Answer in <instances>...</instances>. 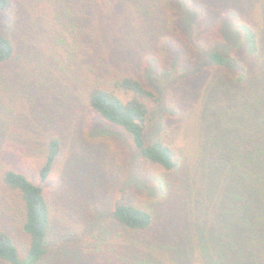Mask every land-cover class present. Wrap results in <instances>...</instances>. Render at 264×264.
<instances>
[{
	"label": "trees",
	"instance_id": "16d2710c",
	"mask_svg": "<svg viewBox=\"0 0 264 264\" xmlns=\"http://www.w3.org/2000/svg\"><path fill=\"white\" fill-rule=\"evenodd\" d=\"M58 1L65 2L68 16L71 7L70 18L80 27L74 36L75 53L63 36L66 61L58 63L55 53L49 60L45 55V65L34 68L33 77L26 76L17 61L26 59L32 66V58L43 54L38 38L30 35L21 46L11 38L7 24L0 26V83L8 89L26 87L36 78L35 92L39 88L47 92L57 113L67 107L85 109L89 120L123 130L138 156L162 169L160 197L167 194L173 200L180 219L202 218L203 213L208 223L231 219L238 253L228 252L222 244L218 264L264 258V0ZM16 2L0 0V11L10 10ZM31 47L41 54L35 55ZM169 53L184 68L181 53L196 59L192 76H199L197 82L209 78L206 92L213 90L229 102L216 129L204 106L199 114H191L200 97V82L193 89L175 91L183 95L178 104L173 90L161 93L150 84V69L140 63L153 66L158 54ZM7 96H0V264H39L47 251L52 210L43 187L18 171L15 163L37 148L32 145L37 134L33 127L44 132L52 118L33 108L37 101L29 98L31 119L20 126L12 122L14 101L7 102ZM21 131L31 137L24 140ZM43 141L41 181L49 176L61 148L58 135L49 133ZM238 171L242 177L236 181ZM110 219L133 234L153 223L151 211L130 203L115 205ZM10 220L25 238L21 249L8 231Z\"/></svg>",
	"mask_w": 264,
	"mask_h": 264
},
{
	"label": "rangeland",
	"instance_id": "374dc122",
	"mask_svg": "<svg viewBox=\"0 0 264 264\" xmlns=\"http://www.w3.org/2000/svg\"><path fill=\"white\" fill-rule=\"evenodd\" d=\"M16 1L10 10L0 11V26L7 24L11 28V38L21 46L30 35L34 36V40L38 38V49L43 51L42 55H37L41 54L37 47H31L38 57L31 55L41 58L40 63L35 58H32V66L27 64L26 59L17 61V67L20 64L26 76L33 77L34 68L45 65V55L46 60H49L52 58L49 55L55 53L53 57L58 63L66 61V48L61 44L63 36L66 42L72 43L70 49L75 53V37L80 27L76 19L70 18L73 15L71 7L68 16L63 1L23 0L20 4L19 0ZM201 42L205 43L204 40ZM201 49L204 50L202 46ZM189 50L196 52L191 45ZM181 54L182 62L187 65L185 68L184 64L175 63L173 53L167 56L158 54L153 66V63L143 61L140 67L147 66L150 69V84L159 88L161 93L167 88L173 90V100L177 104L183 95L178 96L179 93L175 94V91L185 87L193 89L200 82V97L195 101L191 114H199L204 106L208 109L207 117L212 128L216 129L219 116L229 102L213 90L208 94L209 78L197 82L199 76H192L196 59L192 61L187 53ZM36 80L33 78L29 86L18 85L16 88L10 85L9 89L5 87L7 84L1 82L0 96L9 93L7 102L14 101L12 122L20 123V126H26L22 121L31 119L29 98L37 101L33 108L45 117L52 118L47 122L48 125L44 123L46 128L43 130L46 133L41 132L36 125L33 127L37 134L32 145L37 148L34 152L28 151L15 163L18 171L43 187L52 210L47 251L39 264H218L222 244L228 252L238 253L235 249L237 238L233 240L232 237L234 225L231 219L228 222L216 219L208 223V215L204 213L202 218L180 219L181 214L173 200L167 194L160 197V181L165 176L162 169L143 161L130 146L123 130L105 121L89 120L85 109L67 107L64 112L57 113L47 92L44 93L42 88H39L38 93L35 92ZM151 130L147 137L151 136ZM49 133L58 135L61 148L49 176L41 181L39 169L44 162L43 139ZM21 135H24V140L31 137L29 132L21 131ZM179 141L184 142L183 139ZM240 177L241 172L238 171L234 178L237 181ZM215 198L218 200L217 195ZM121 203L134 204L151 211L152 225L137 234L123 232L110 219L114 206ZM212 209L218 208L212 206ZM7 228L21 249L25 240L23 234L11 220L7 222ZM125 240H129L128 245H125ZM129 246L133 249L126 251ZM242 262L244 260L238 264ZM247 262L264 264V258L259 256L250 260L247 257Z\"/></svg>",
	"mask_w": 264,
	"mask_h": 264
}]
</instances>
